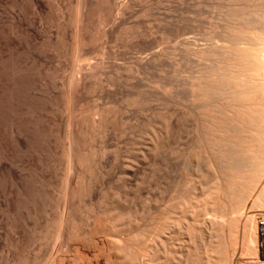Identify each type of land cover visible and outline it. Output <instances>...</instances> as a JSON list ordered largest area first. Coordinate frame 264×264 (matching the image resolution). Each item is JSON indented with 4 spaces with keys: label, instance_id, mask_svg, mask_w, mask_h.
<instances>
[{
    "label": "rangeland",
    "instance_id": "rangeland-1",
    "mask_svg": "<svg viewBox=\"0 0 264 264\" xmlns=\"http://www.w3.org/2000/svg\"><path fill=\"white\" fill-rule=\"evenodd\" d=\"M66 204L92 250L57 264H264V0H0V264Z\"/></svg>",
    "mask_w": 264,
    "mask_h": 264
},
{
    "label": "bare ground",
    "instance_id": "bare-ground-1",
    "mask_svg": "<svg viewBox=\"0 0 264 264\" xmlns=\"http://www.w3.org/2000/svg\"><path fill=\"white\" fill-rule=\"evenodd\" d=\"M164 143H167L166 140ZM164 143L154 144L153 149L158 150ZM85 161L86 159L82 155L79 154V156H77L76 154L71 152L68 171H71L72 167L75 164L81 178L84 177L85 175L88 174V172H90V168L89 166L85 165ZM85 190H87L90 194L95 193L94 187L91 184L85 187L82 185V183L79 186L77 185L72 186L70 182H68L65 190L66 199L70 200L75 197L77 198V196L83 193ZM126 193L132 196H137L138 189L129 190ZM116 199L119 207L121 208L120 217L124 215H130L134 205L132 203L123 201L122 198L118 196ZM162 200L163 198L161 196L158 198H148L147 203L144 204L149 205L151 202H153L155 206H158ZM88 217L89 214L87 212L84 214L83 213L80 214L81 219H88ZM52 228L56 235V242L51 254V259L47 262V264H57V260L59 259L65 260L69 255H76L82 251L92 250L87 245L86 240L76 230L75 220L71 217L69 204H66L63 212L57 217L56 220H54V223L52 224ZM101 249L103 250V255L101 256V260L103 263L139 264L133 252L124 248L121 245L120 241H113L109 246L107 244H103L101 246Z\"/></svg>",
    "mask_w": 264,
    "mask_h": 264
}]
</instances>
